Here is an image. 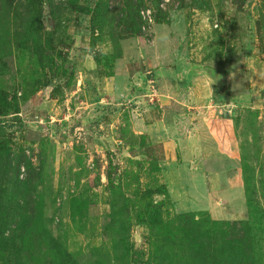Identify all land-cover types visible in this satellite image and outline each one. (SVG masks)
<instances>
[{
	"label": "rangeland",
	"instance_id": "374dc122",
	"mask_svg": "<svg viewBox=\"0 0 264 264\" xmlns=\"http://www.w3.org/2000/svg\"><path fill=\"white\" fill-rule=\"evenodd\" d=\"M49 1L51 13L45 1L42 18L28 19V40L14 37L24 4L10 20L0 96L14 114L0 119L11 158L44 180L45 224L72 263H188L158 250L133 215L123 230L106 228L110 178L128 197L149 194L177 228L186 213L203 231L242 228L246 190L264 209V0H170L164 10L144 0L140 12L152 7L153 22L143 30L139 18L137 35L121 10L140 0ZM75 198L87 200L81 212ZM40 258L29 264H45Z\"/></svg>",
	"mask_w": 264,
	"mask_h": 264
},
{
	"label": "trees",
	"instance_id": "16d2710c",
	"mask_svg": "<svg viewBox=\"0 0 264 264\" xmlns=\"http://www.w3.org/2000/svg\"><path fill=\"white\" fill-rule=\"evenodd\" d=\"M45 1H48V10L51 13L53 2L49 0H0V51L3 44L4 46L8 44L7 39L10 35H6V33L9 34L11 29L10 20L18 19L21 14L20 6L24 4L29 13L26 14L27 18L21 17L24 25L19 27L20 31L16 32L18 34L14 37L28 40L33 28L28 19L34 18L35 20L36 15L42 18V6L46 4ZM115 2L123 4V0H115ZM143 2L144 0H140L137 7L128 4L125 12L121 10L125 16L124 21L133 22L136 31L131 30V32L135 35L141 30L140 7ZM154 2L156 3V1ZM160 2L158 0L156 3L157 7ZM196 3L198 2L196 1ZM36 7L39 9L37 12L34 11ZM24 19L27 21V25ZM26 43L27 41L18 43V47L29 50ZM9 100L7 96H0V118L14 114V112L11 113L13 109ZM17 119L14 117V120ZM4 122L0 119V258L6 264H29L30 255H38L41 257L40 261L45 260V264H74L65 242L48 231V226L45 224L42 209L46 191H44L45 193L38 191V187L44 185V180L40 179V174L35 175L33 165L28 160L25 163L20 157V160L14 161L7 147L4 146L7 139L4 135ZM23 166L27 175L21 179L20 174ZM109 189L113 199L111 221L106 224V228L113 227L116 232L123 230L129 227V218L133 215L140 225H144L150 230L152 236L156 234L154 235L156 240L152 244L161 248H157L158 250L168 253H171L169 250H175L173 251L175 253L171 254H174L175 257L183 254L181 258L186 257L187 264H259L260 257L264 254L260 248L262 241L260 234L264 235L263 222L261 221V218L264 217V209L255 200L254 193L251 194L247 190L250 219L242 223V228L236 226L232 229V226L227 222V224L224 223L226 230L218 231L209 227L203 231L195 214L177 215L176 219L179 224L177 228L175 222L166 223L163 220L162 209L154 205L149 194L138 192L134 193L133 198L128 197L111 178ZM163 194H167L166 189ZM82 199H74L77 204L75 210H80L78 212L84 210L87 201ZM124 218L126 221H123ZM209 221L215 227L223 225L210 219ZM166 227L168 228L166 240H159L158 233L164 231ZM215 230L217 235L211 233V231L215 233ZM180 241H184L182 246ZM175 245L181 247L176 248ZM102 251L105 253L110 250L103 249ZM102 261L104 260H97L98 263Z\"/></svg>",
	"mask_w": 264,
	"mask_h": 264
},
{
	"label": "built area",
	"instance_id": "2783aa9c",
	"mask_svg": "<svg viewBox=\"0 0 264 264\" xmlns=\"http://www.w3.org/2000/svg\"><path fill=\"white\" fill-rule=\"evenodd\" d=\"M159 1H161L160 3H159V6L164 10V9H167V4L169 3V1L170 0H159ZM153 8L152 7H148V8H146V9H143V10H141V12H140V15H141V17H142V20H144L145 21V23H144V21H143V23L145 24V25H143L142 26V29L143 30H147V29H149L148 27V25L149 24H151L152 22H153V16H154V14H153Z\"/></svg>",
	"mask_w": 264,
	"mask_h": 264
},
{
	"label": "crops",
	"instance_id": "0c3cea01",
	"mask_svg": "<svg viewBox=\"0 0 264 264\" xmlns=\"http://www.w3.org/2000/svg\"><path fill=\"white\" fill-rule=\"evenodd\" d=\"M163 73H165L167 76L170 75V73H168V71H166V72L163 71ZM178 74H179V70H178Z\"/></svg>",
	"mask_w": 264,
	"mask_h": 264
}]
</instances>
